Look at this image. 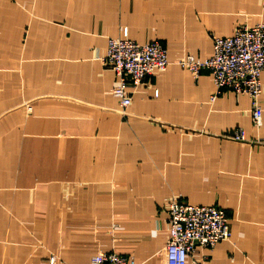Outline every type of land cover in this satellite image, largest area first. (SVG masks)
Segmentation results:
<instances>
[{"label": "crops", "instance_id": "obj_1", "mask_svg": "<svg viewBox=\"0 0 264 264\" xmlns=\"http://www.w3.org/2000/svg\"><path fill=\"white\" fill-rule=\"evenodd\" d=\"M261 23L264 0H0V264H167L173 199L230 221L187 264H264V112L255 127L249 96L212 101L210 72L178 64ZM125 30L170 64L123 110L104 59Z\"/></svg>", "mask_w": 264, "mask_h": 264}, {"label": "built area", "instance_id": "obj_2", "mask_svg": "<svg viewBox=\"0 0 264 264\" xmlns=\"http://www.w3.org/2000/svg\"><path fill=\"white\" fill-rule=\"evenodd\" d=\"M213 56L201 61L192 56L179 61V66L198 78L203 70L213 77L216 93L214 101L226 91L247 95L252 101V122L260 128L263 121L261 75L264 71V23L254 27L243 26L228 38L213 37ZM104 63L114 72L118 84L113 96L123 110L131 105L129 88L144 84L156 72H165L169 66L168 50L159 41L138 44L123 37L110 39ZM159 96V91H155ZM124 112V111H123ZM233 141H245L243 132L232 135ZM169 241L164 250L167 264H187L197 247L214 248L231 238V226L226 212L215 206H195L181 199H173L167 209ZM49 264H57L56 258ZM90 264H136L134 259L117 253H99Z\"/></svg>", "mask_w": 264, "mask_h": 264}]
</instances>
